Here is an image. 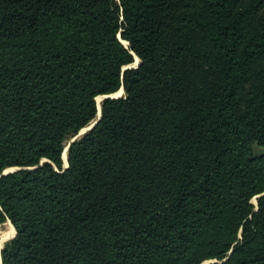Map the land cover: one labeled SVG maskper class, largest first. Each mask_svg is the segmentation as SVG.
Wrapping results in <instances>:
<instances>
[{
	"label": "trees",
	"instance_id": "16d2710c",
	"mask_svg": "<svg viewBox=\"0 0 264 264\" xmlns=\"http://www.w3.org/2000/svg\"><path fill=\"white\" fill-rule=\"evenodd\" d=\"M255 146L264 0H0L1 264H264Z\"/></svg>",
	"mask_w": 264,
	"mask_h": 264
},
{
	"label": "water",
	"instance_id": "95a60500",
	"mask_svg": "<svg viewBox=\"0 0 264 264\" xmlns=\"http://www.w3.org/2000/svg\"><path fill=\"white\" fill-rule=\"evenodd\" d=\"M124 68H128L127 66L123 67ZM122 91H123V88L121 87ZM118 96V95H117ZM117 96H112L111 94H107V95H101L100 96V100H102L103 98L105 97H117ZM97 108H98V113H97V118L95 120H93V122H91L86 128H82L74 137H72L70 139V141L68 142V144L65 146L63 152H62V158H63V153L65 152V164H64V168L67 166V148H68V145L69 143L73 142L76 138H78L80 135H82L83 133H85L86 131H88L89 129H91L95 123L98 121V119L100 118V103L97 101ZM19 169L18 167H11L9 169H7L3 174L5 173H8V172H12V171H15ZM255 200V199H254ZM256 210V208H255ZM15 234L12 236L14 237ZM11 237V238H12ZM224 260V259H223ZM210 262H213L211 260H208V261H205L203 264H207V263H210Z\"/></svg>",
	"mask_w": 264,
	"mask_h": 264
},
{
	"label": "rangeland",
	"instance_id": "374dc122",
	"mask_svg": "<svg viewBox=\"0 0 264 264\" xmlns=\"http://www.w3.org/2000/svg\"><path fill=\"white\" fill-rule=\"evenodd\" d=\"M139 64V59L136 57V59L134 58V61L131 63V66H128L127 65V67L128 68H130V67H136L137 65ZM125 69V68H124ZM124 94V91H122V89H119V91L117 92V94H116V96L118 95V96H121V95H123ZM99 103L101 102V100L99 99V100H97ZM96 118H97V116H96ZM95 120V119H94ZM93 122V121H92ZM91 123V122H90ZM89 123V124H90ZM88 124V125H89ZM88 125H86L85 126V128L88 126ZM84 128V127H83ZM75 136V135H74ZM73 136V137H74ZM72 138V137H71ZM70 138V139H71ZM70 139L68 140V141H70ZM254 149H255V151H256V153H262V152H264V147H260V146H255L254 147ZM256 197L257 196H255V197H253V199H255V200H253L252 199V203L253 204H256ZM9 221L7 220V221H5L4 223H2L1 225H0V236L1 235H3V234H5L6 232H8L9 231V229H10V227H9V223H8ZM5 232V233H4ZM3 233V234H2ZM12 236H9V237H6L5 239H3V243H2V246L4 245V243L7 241V240H9L10 238H11ZM2 246H1V248H2Z\"/></svg>",
	"mask_w": 264,
	"mask_h": 264
},
{
	"label": "bare ground",
	"instance_id": "6f19581e",
	"mask_svg": "<svg viewBox=\"0 0 264 264\" xmlns=\"http://www.w3.org/2000/svg\"><path fill=\"white\" fill-rule=\"evenodd\" d=\"M128 66H131V64H129ZM116 94H117V92L115 94H111V95L112 96H116ZM63 154H64V157H65V152ZM64 160H65V158H64ZM8 223H9V227H10L9 231L6 232V233L4 232L5 234L2 233L3 235L0 236V250H1L2 243H3V239H5L6 237H9V236H13L15 234V232L13 231V227H12L11 223L10 222H8ZM0 264H1V255H0Z\"/></svg>",
	"mask_w": 264,
	"mask_h": 264
}]
</instances>
